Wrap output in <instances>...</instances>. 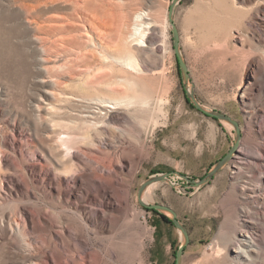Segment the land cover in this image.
Listing matches in <instances>:
<instances>
[{
  "label": "rangeland",
  "instance_id": "374dc122",
  "mask_svg": "<svg viewBox=\"0 0 264 264\" xmlns=\"http://www.w3.org/2000/svg\"><path fill=\"white\" fill-rule=\"evenodd\" d=\"M171 1L0 0V264L174 263L182 235L139 203L138 189L161 172L202 178L236 134L186 101L167 17ZM139 11L150 16L143 36L132 32ZM173 17L197 99L238 122V149L249 159L233 173L237 152L201 186L172 173L147 203L172 207L187 227L181 264H264V233L256 229L264 227V180L256 173L264 152V0H181ZM88 104L120 118L88 129L76 119ZM51 118L72 135L77 125L85 133L73 149L95 161L76 160L84 193L70 188L73 168L54 164L64 150L56 136L65 134L54 121L47 126ZM95 174L101 193L94 204L87 193ZM246 205L254 216L245 219ZM81 208L83 222L75 213ZM241 229L254 230L260 245L244 263L234 250Z\"/></svg>",
  "mask_w": 264,
  "mask_h": 264
},
{
  "label": "bare ground",
  "instance_id": "6f19581e",
  "mask_svg": "<svg viewBox=\"0 0 264 264\" xmlns=\"http://www.w3.org/2000/svg\"><path fill=\"white\" fill-rule=\"evenodd\" d=\"M239 6V5H238ZM168 14V13H167ZM148 19H150V16L143 12V11H139L135 14V17H134V24H133V27H132V32L136 35V34H140L141 36H143V31H144V28L147 27V23ZM38 23V22H37ZM149 27V26H148ZM147 27V28H148ZM149 30V29H148ZM146 31V30H145ZM143 38V37H141ZM38 39V38H37ZM72 41V40H71ZM68 42V41H67ZM90 56V55H89ZM92 56V55H91ZM83 60V58L81 59ZM80 62V61H79ZM71 63V62H70ZM259 67H260V70H261V75H262V78L264 79V65L261 64V62H259ZM97 73V72H96ZM95 77V76H94ZM127 82V81H126ZM127 84V83H126ZM99 92V91H98ZM97 93V92H96ZM86 94V93H85ZM96 95V94H95ZM94 96V95H93ZM105 97V96H104ZM91 98V97H90ZM92 99V98H91ZM98 99V97H97ZM111 100V99H110ZM118 100V99H117ZM99 102H105V100H99ZM113 101V99H112ZM91 102V101H90ZM97 102V100H96ZM95 103V102H94ZM91 104H88L85 106V109L83 111H78L76 113L77 117V121L79 123H81L82 126H84V124L86 125V127L88 128V124L90 123V126H94L96 127L98 122H107L108 124L112 125L114 122H117L120 118V114L119 113H115V114H112L109 118H106L107 116L109 115H106V111H103L102 109H105L106 105H101L99 104V107L97 111H93L91 110ZM39 109V108H38ZM81 110V109H79ZM95 113H93V112ZM86 113V114H83L82 113ZM99 117H101V119H99ZM55 119L51 118L47 121V126L50 124L51 121H54ZM50 121V122H49ZM63 121V120H62ZM84 123V124H83ZM44 125V124H43ZM53 125L57 128V127H63L64 125L60 122V121H54L53 122ZM54 126H49L51 132L53 133V137L55 138V129ZM100 128V127H99ZM80 129H81V126L80 125H77L76 127H74V133L75 135H72L71 132L69 131V126H64L62 128V131L60 133L62 134H65L63 136L60 135H57L56 136V139L58 138V142H59V145L56 144V142L54 141V138L51 139L52 141V145L50 146L52 149L56 150V147L55 145H58V147H61V146H64V150L62 149L60 151V154L59 156H57V159L54 160V164L55 165H58V166H62L63 168L65 169H72L73 168V172L77 173L78 175L75 176L73 178V181H75V183L71 184L70 188L76 190L77 194L78 192H81V193H84V189H87L86 186H85V182H86V176L84 174V170L83 168L79 165L78 162H76V160L78 161H82V158L84 159H87L89 160L90 162H92L93 164L95 163L94 159L92 158H87V153L83 150H78V151H73V149L75 147H78L79 144L82 142V138H80V136L82 135H85L84 132H80ZM89 129V128H88ZM95 129V128H94ZM93 129V130H94ZM119 130V128H118ZM92 132V131H91ZM95 132V131H93ZM95 135V134H94ZM50 137V136H49ZM239 146V145H238ZM59 148H57L58 150ZM238 152V153H237ZM237 153V154H236ZM234 154H236V157L238 158L237 161L234 162V167L232 168L233 169V173L235 174H238V172L240 171L242 165L245 163V165L247 164V160L249 159V153H244L242 154L240 152V150L237 148L235 152H233V156ZM242 156H241V155ZM257 161H258V164L260 166V169L257 170L256 173H258V176L257 178L259 177H263V180H264V160H263V157H264V152L263 154L261 153H257ZM260 159V160H259ZM100 166L96 167V170H100L99 168ZM59 168V167H58ZM80 172V173H79ZM103 173H106V171H102ZM90 177V175H88ZM100 176L95 174L92 178H91V181H90V187H92L93 189V193H87L88 194V199L91 201V202H94L95 203H98L97 202V198H98V195L101 193L100 190H99V186L100 184L98 183V180H99ZM171 180V179H170ZM169 180V181H170ZM159 182V181H158ZM158 182H153L151 183L150 185H148L146 187V189L144 190L143 194H142V200L144 202H147L149 199H151V189L158 183ZM171 182V181H170ZM258 185H260L258 188L259 190L263 191L261 197H264V181L261 182V181H258ZM88 192V190H86ZM93 205H91L88 209L89 213L91 212L92 214H95L97 215L99 212H93ZM76 214H79V218L80 220L83 222L85 219L84 217L86 216L87 212L85 211V209L83 210L82 208L80 209V211H75ZM252 213V210L246 205V206H243L241 208V216L244 217L245 219L248 218L249 216L250 217H253L254 215L251 214ZM160 215V214H159ZM262 220L264 221V215H262ZM87 231H88V226L86 225V222H84V224L82 225ZM17 229H19L18 225H17ZM25 229V225H24V228ZM21 229L19 230V233L20 231L23 232L24 230ZM68 229H69V233L70 235H73L75 237H77V232H78V229L75 227V226H68ZM256 229L259 231L261 230L263 233H264V227H261V226H256ZM23 230V231H22ZM14 231V230H12ZM241 234V238H239V240L237 242H235V245H234V250L237 252V257L244 263V262H247V260H250L251 258V252H255V253H258V250L260 249V245L256 244L257 243V237H256V234H255V231H245L243 229L240 230L239 232ZM81 246L83 248L86 249V245L84 243L83 240H81ZM22 243L24 245H27L28 242H24V240H22ZM43 264H50L49 263V260L47 258H45L43 261H42ZM41 263V264H42Z\"/></svg>",
  "mask_w": 264,
  "mask_h": 264
},
{
  "label": "water",
  "instance_id": "95a60500",
  "mask_svg": "<svg viewBox=\"0 0 264 264\" xmlns=\"http://www.w3.org/2000/svg\"><path fill=\"white\" fill-rule=\"evenodd\" d=\"M181 0H172L170 7L168 9V22L171 26L172 30V45H173V51L175 53L177 63L179 66V71H180V76H181V83L184 87V92H185V97L187 101L199 112L203 113L204 115L211 117L216 120H222L230 123L234 129H235V134L236 138L234 143L232 144L231 148L219 159L217 160L211 168L206 172V174L200 178V179H191L188 177L186 174L173 171V172H161L158 174H153L146 178L140 185L137 193L138 201L141 205L148 209H152L157 211L160 214H163L165 216H168L172 222V224L177 228V230L181 233L183 241L179 248L176 251L175 254V261L173 264H181L182 263V257L184 254V249L189 243V233L187 227L178 219L176 211L164 204H158V203H147L142 200V194L146 187L150 185L153 182H170V176L172 173L178 175L179 177L185 179L188 181L190 184L194 186H201L206 183H208L214 176H216L222 168L228 163V161L232 158L233 152L236 151L238 148V145L241 140V133H240V127L238 122L232 118L231 116L216 111L212 109H207L204 105L200 103V101L197 99L194 89H193V82L190 77L188 65L184 59V56L182 54L181 46H180V35L178 28L174 22V17H173V10L176 4H178ZM189 86V87H188Z\"/></svg>",
  "mask_w": 264,
  "mask_h": 264
},
{
  "label": "trees",
  "instance_id": "16d2710c",
  "mask_svg": "<svg viewBox=\"0 0 264 264\" xmlns=\"http://www.w3.org/2000/svg\"><path fill=\"white\" fill-rule=\"evenodd\" d=\"M185 98H186V97H185ZM186 101H187V99H186ZM187 103H188L191 107H193L188 101H187ZM193 108H194V107H193ZM153 211L156 212L157 214H160V213H158V212L155 211V210H153ZM160 216H161L165 221L171 223V220H170L167 216H165V215H163V214H160Z\"/></svg>",
  "mask_w": 264,
  "mask_h": 264
}]
</instances>
